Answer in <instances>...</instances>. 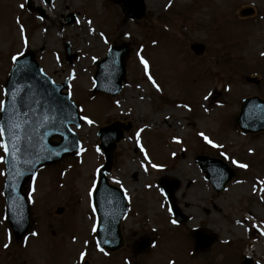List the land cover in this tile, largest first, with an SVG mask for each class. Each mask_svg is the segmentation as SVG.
<instances>
[{"label":"rangeland","instance_id":"374dc122","mask_svg":"<svg viewBox=\"0 0 264 264\" xmlns=\"http://www.w3.org/2000/svg\"><path fill=\"white\" fill-rule=\"evenodd\" d=\"M21 3L24 0H0V100H3L2 82L12 65V56L33 49L35 59L54 81L70 80L67 89L82 116L80 126L75 128L81 148L44 168L29 185L34 224L28 241L22 246L13 238H5L4 165L0 162V264H81V252L86 253L85 259L90 264H125L127 256L136 264L195 263L188 244L183 247L176 240L179 231L169 224L161 234L162 239L168 240L139 256L129 244V236L135 238L139 234L132 230L136 224L124 230L127 243L117 252L104 250L102 253L95 247L92 230L97 221L90 209H86L84 199L87 185L102 159L101 151H97L98 126L113 120L130 121L132 129L115 148L111 176L126 183H132L135 173L137 182L144 177H155L156 173L177 178L182 186L176 195L190 205L192 214L199 212L197 206L202 204L199 201L208 191L194 161L196 154L219 156L234 166L237 179L227 184L215 203L220 208L224 206L222 213L228 214L231 220L243 211V226L230 225L229 233L223 232L220 236L236 240L243 234L244 251L251 250L264 264L261 256L264 244L253 229L248 232L264 220V199H261L264 192L253 191L254 187L264 186L259 183L264 181V133L242 134L233 121L243 96L249 93L264 96V56L260 55L264 52V21L260 19L264 0H171V3L144 0L145 13L139 20L127 18L119 7L100 0H53L45 6V19L25 7L21 9ZM247 6L255 9V16L242 21L240 10ZM68 12L75 13L80 23L76 20L70 25L64 24L63 17ZM21 26L27 45L20 33ZM64 41L79 54L71 65L64 59ZM120 41L130 47L126 84L113 98L93 93L95 65L92 61L102 58L110 43ZM191 42L206 45L202 56L192 54L188 47ZM140 56L149 62L150 74L161 91L148 80ZM250 74L258 75L257 84L245 80ZM225 80L228 81L226 91ZM213 89L219 94L209 96ZM85 116L93 121L91 125L83 119ZM175 120L187 125L174 126ZM201 132L222 147L208 144L200 136ZM232 160L247 164L248 168H239ZM152 164L160 165L163 171L149 170ZM126 169L129 171L125 172ZM130 189L139 193L136 182ZM77 196L81 198L79 203ZM203 200L206 206L211 203L208 195ZM142 202L156 210L148 196ZM57 206H63V213H56ZM197 222L195 219L192 224ZM34 231L38 235H31ZM5 243L10 245L7 249L3 247Z\"/></svg>","mask_w":264,"mask_h":264},{"label":"water","instance_id":"95a60500","mask_svg":"<svg viewBox=\"0 0 264 264\" xmlns=\"http://www.w3.org/2000/svg\"><path fill=\"white\" fill-rule=\"evenodd\" d=\"M115 1L121 4L127 15L135 18H140L143 15L142 0ZM71 20H73L72 15L67 22L69 23ZM191 48L199 53L203 46L192 44ZM126 50L127 48L123 45L113 46L106 59L97 64L94 91L114 95L120 90L121 80L124 79L125 75ZM32 57L33 52L28 51L18 57L14 63L5 86L7 93L6 111L1 113V124L6 129L15 124H20L19 129L13 128L18 139L13 140L7 131L4 137L10 147L15 142L19 149L15 159L10 155L6 156L7 181L5 185L7 216L16 238H20L25 233L31 222L30 212L23 193L27 179L33 176L36 169L57 162L63 156L71 154L79 148L77 136L68 127L69 124L78 125L80 119L77 109L69 100V94L61 92L66 83H52L41 72ZM236 123L244 131L264 130V100L259 98L244 100ZM128 128L129 125L126 129ZM56 135L60 136L61 140L53 143L52 138ZM98 135L102 141L101 147L104 149L106 157V162L100 172L103 176L104 171L110 169L112 151L115 142L122 137V131L119 130V125L114 123L100 128ZM66 148L67 151H65ZM197 161L207 171V178L218 190H221L224 183L233 175L221 160L198 157ZM167 194L172 201L171 193ZM94 199L97 209H99L97 191ZM174 211L176 215L179 214L178 210L174 209ZM105 214V212L100 213L101 224L102 222L104 224L110 223ZM115 227L116 230L100 227L98 240L101 246L111 250L118 248L121 238L118 236L117 226ZM208 240L211 241V239ZM84 264L89 263L85 261Z\"/></svg>","mask_w":264,"mask_h":264},{"label":"flooded vegetation","instance_id":"af4514ba","mask_svg":"<svg viewBox=\"0 0 264 264\" xmlns=\"http://www.w3.org/2000/svg\"><path fill=\"white\" fill-rule=\"evenodd\" d=\"M145 180L151 181L150 183H146L149 188H146L143 182H138L140 187V194L136 197L131 198L130 201L127 200V217L123 222L124 228L131 227V224H136L135 228L132 230L139 231V236H149L151 238H156L158 236V232L167 230V216L165 210L161 208L160 200L158 199V193L161 191V187L159 185L158 178H145ZM155 181V182H153ZM155 184V185H154ZM152 188L156 190V196L152 197L150 194L152 193ZM150 193V194H149ZM149 197L150 200H153L156 210H154L151 206H146L145 203L142 202V198ZM177 204L181 207V209L189 215V222L185 224H178L177 228L179 231L178 239L186 240L187 237L191 236V232L194 227L199 228L203 233H215L217 237V241L211 245L206 250L203 251H193V256L195 263L194 264H239L243 260V242L235 241V244L238 246V251L234 255H232V242H224V239L219 238L221 232L229 233L228 226L231 223V220L228 214L224 213L220 216L222 217L219 225H216V221L210 217L211 212L206 208H202L204 215L194 214L190 215L188 213V209L190 205L187 202H183L179 199L177 200ZM230 209V208H229ZM214 213V211L212 210ZM125 215V216H126ZM168 217L170 215L167 213ZM124 216V217H125ZM197 219L198 223L190 226V223L193 219ZM124 219V218H123ZM140 229L143 230L140 231ZM151 234H147L146 232H150ZM130 242L133 243L135 239H132L129 236ZM193 244V243H192ZM252 259V258H251Z\"/></svg>","mask_w":264,"mask_h":264},{"label":"snow or ice","instance_id":"6c2138e0","mask_svg":"<svg viewBox=\"0 0 264 264\" xmlns=\"http://www.w3.org/2000/svg\"><path fill=\"white\" fill-rule=\"evenodd\" d=\"M169 3H171V0H169ZM19 7H20L21 9H23V8L25 7V5H24L23 3H21V4L19 5ZM41 19H43V18L41 17ZM76 22H77V23H80L79 20H77ZM88 23L91 24V21H88ZM20 33H21V36H22V38H23V40H24V44L27 45V43H28V41H27V37L24 36V28H23L22 26H21V28H20ZM101 35H103V34H101ZM153 43H156V42L153 41ZM20 55H22V53H18L17 55L12 56L11 59H12L13 63H15V62L18 60V57H19ZM260 55H261V56H264V52H261ZM139 59H140V63L144 66V71H145V73L147 74V78H148V80L152 83L153 87H155L157 91H161L160 86L156 83V81L153 79L152 75L150 74V71H149V62H148L146 59H144L143 56H140ZM41 71H42V70H41ZM14 95H15V94H14ZM204 99L207 100V99H208V96H205ZM184 107H188V106H187V105H184ZM5 111H6V102L3 101V100H0V113H3V112H5ZM205 111H207V109H205ZM45 119H47V117H45ZM83 119H84L89 125H91V124L93 123V121H92L91 119H89L88 117H86V116L83 117ZM13 128H15V129H19V128H20V124H15L14 126H10L8 129H6V128L4 127V125L0 124V150H2L3 153L5 154V155H0V162H3V161L5 160V157L8 156V155L12 156L13 159H15L17 153L19 152V149H18V147H17V145H16L15 142H13L12 145H11V147H10V146H9V143L4 139L5 134H6V131L9 133L10 137H11L13 140L18 139V137L15 136V133H14V131H13ZM200 136H201V137H202V138H203L208 144L212 145L213 147H222V145H217V144H215V143H214L211 139H209V137L206 136L204 133L201 132V133H200ZM137 137H139V132L137 133ZM138 142H139V141H138ZM177 142L179 143V141H177ZM141 150L143 151V149H141ZM65 151H67V148L65 149ZM81 151H83V149H81ZM97 151H99V149H97ZM249 151L251 152L252 150L249 149ZM57 155H58V153H57ZM225 158L227 159L228 157L225 156ZM145 159H146V160L148 159L146 153H145ZM231 162H232L233 164L237 165L239 168H244V169L248 168V165H247V164H239L236 160H232ZM151 166H152L153 168H158V167H160V166L157 165V164H152ZM145 171H147V169H145ZM116 183H119V181H116ZM259 183H260L261 185H264V181H259ZM33 190H34V189H33ZM253 191H254V192H256V191L264 192V187H261L260 189H257L256 187H254V188H253ZM261 199H264V196H262ZM168 211H171V209H168ZM171 223H172V224H176L177 221H176V220H172ZM237 223H240V221H237ZM253 227H257V226H256V225H253ZM93 231H96V228H95V227L93 228ZM31 235L36 236V235H38V234L34 232V233H32ZM260 235L264 236V229H261V230H260ZM9 246H10V245H9L8 243H5V244L3 245V247H4L5 249H7ZM97 248L99 249L100 252H102V253L104 252V249H103L102 247H100L99 244H97ZM105 254H106V253H105ZM79 255H80V259H81V261H83V260L85 259L86 253H85V252H81ZM169 264H175V262H174V261H170Z\"/></svg>","mask_w":264,"mask_h":264},{"label":"bare ground","instance_id":"6f19581e","mask_svg":"<svg viewBox=\"0 0 264 264\" xmlns=\"http://www.w3.org/2000/svg\"><path fill=\"white\" fill-rule=\"evenodd\" d=\"M173 124H174V126H178L180 124V122L178 120H175ZM185 125L186 124H184L183 126H185Z\"/></svg>","mask_w":264,"mask_h":264}]
</instances>
